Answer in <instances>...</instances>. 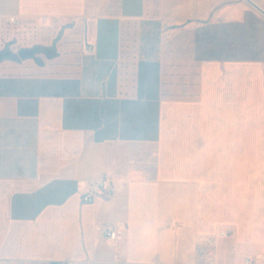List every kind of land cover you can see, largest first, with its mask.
<instances>
[{"label":"crops","instance_id":"1","mask_svg":"<svg viewBox=\"0 0 264 264\" xmlns=\"http://www.w3.org/2000/svg\"><path fill=\"white\" fill-rule=\"evenodd\" d=\"M9 42L38 51L0 61L3 263L200 264L198 244L225 229L219 262L264 256L262 11L248 0H0Z\"/></svg>","mask_w":264,"mask_h":264},{"label":"built area","instance_id":"2","mask_svg":"<svg viewBox=\"0 0 264 264\" xmlns=\"http://www.w3.org/2000/svg\"><path fill=\"white\" fill-rule=\"evenodd\" d=\"M10 20H15V16L10 17ZM108 177H104L100 181H96L91 184L90 188L82 194V199L85 202H93L97 197L105 191L108 187L107 185ZM232 234V230L225 229L219 231L217 234L209 235L203 242L199 243L197 249L201 255L206 258L200 264H224L218 261L214 249L217 245V240L220 237L228 236ZM102 235L108 237L111 240H116L119 236V231L116 227L105 225L102 229ZM0 264H10V261L5 263L0 260ZM19 264H24L22 260ZM47 264H106L100 260L94 258H86L82 262L73 259H55L50 260ZM116 264H176V263H158V262H131V261H118ZM243 264H264V256L259 255H248L245 257Z\"/></svg>","mask_w":264,"mask_h":264},{"label":"water","instance_id":"3","mask_svg":"<svg viewBox=\"0 0 264 264\" xmlns=\"http://www.w3.org/2000/svg\"><path fill=\"white\" fill-rule=\"evenodd\" d=\"M248 1H250L255 7H257L260 11H262L264 13V9L260 5H258L256 2H254L253 0H248ZM37 51H38L37 47L22 48V49H20L19 54L21 57H28V56H33ZM7 55H8V51H1L0 52V61L2 58H4Z\"/></svg>","mask_w":264,"mask_h":264},{"label":"rangeland","instance_id":"4","mask_svg":"<svg viewBox=\"0 0 264 264\" xmlns=\"http://www.w3.org/2000/svg\"><path fill=\"white\" fill-rule=\"evenodd\" d=\"M154 33H156V30H153ZM128 35L131 34V31L127 32ZM14 49V43H6V44H3L2 47H0V52L1 51H13ZM14 56L17 57V58H20V54H19V49H17L16 53H14ZM7 56H5L4 58H6ZM4 58H2L1 60H3Z\"/></svg>","mask_w":264,"mask_h":264},{"label":"trees","instance_id":"5","mask_svg":"<svg viewBox=\"0 0 264 264\" xmlns=\"http://www.w3.org/2000/svg\"><path fill=\"white\" fill-rule=\"evenodd\" d=\"M9 56L15 57V56H14V53H13L12 51H8V55H7V57H9Z\"/></svg>","mask_w":264,"mask_h":264}]
</instances>
